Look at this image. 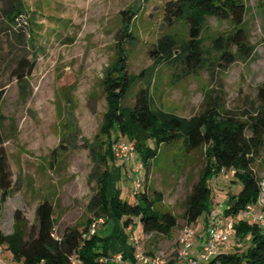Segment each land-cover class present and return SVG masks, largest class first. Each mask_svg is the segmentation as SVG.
<instances>
[{"label":"rangeland","instance_id":"obj_1","mask_svg":"<svg viewBox=\"0 0 264 264\" xmlns=\"http://www.w3.org/2000/svg\"><path fill=\"white\" fill-rule=\"evenodd\" d=\"M23 1L36 25L32 27L37 33L36 61L25 85L19 87L12 79L4 87L0 103V130L13 182L11 194L0 205V229L4 234L12 232L14 210L21 212L28 227L32 226L35 208L45 198L53 204V235L59 236L65 227L81 228L90 216L87 204L95 188L91 177L94 163L85 144L92 141L105 111L103 70L113 61L117 46L124 48L129 72L136 74L151 67L148 49L165 31L161 22L166 0ZM243 1L247 7L243 20L248 42L254 46L251 56L226 66L217 64L211 74L202 69L173 82L170 70L159 63L157 71V67L153 69L151 83L155 106L183 117L198 113L205 100L236 114L252 113L257 108L258 88L264 84V0ZM126 11L134 36L126 40L132 43L123 40L125 35L121 31ZM229 29L227 22L209 17L202 30V41L209 45L212 38ZM174 31L178 37L184 34L179 27ZM1 76L4 79L8 75ZM132 92L125 103L132 102ZM204 163V147L183 152L181 142L177 141L159 147L145 176L142 167L147 192L161 196L155 207L169 211L177 220L169 236L144 235L136 223L131 224L129 235L139 237L138 244L145 255L150 249L167 261L177 251V238L187 226L182 216L183 200ZM111 165L114 170L109 177L108 196L115 183L121 198L134 201L131 180L135 174L115 158ZM253 169L260 178L264 177L259 158ZM209 185L213 194L209 221L222 220L223 193L235 192L237 185L230 182L226 172L210 179ZM93 222L98 234L118 238L111 221ZM203 226L201 216L191 227L205 237ZM229 244L231 250L237 244L240 248L245 245L235 240ZM0 264H14L5 249L0 251Z\"/></svg>","mask_w":264,"mask_h":264},{"label":"trees","instance_id":"obj_2","mask_svg":"<svg viewBox=\"0 0 264 264\" xmlns=\"http://www.w3.org/2000/svg\"><path fill=\"white\" fill-rule=\"evenodd\" d=\"M162 10L161 25L165 31L148 49L151 67L136 74L129 72L124 48L117 46L113 61L103 70L105 111L92 141L85 144L94 163L91 177L95 188L87 204L90 216L81 228L68 226L59 236H54L56 218L48 199L37 204L35 221L30 227L21 212L14 210L12 232L4 234L0 229V249L9 252L14 264H76L72 260L74 255L79 264H118L109 260L111 256L105 250L109 244L105 239L109 236L96 231L87 235L91 221L97 219H102L103 223H119L121 229L136 223L144 235L171 234L177 220L169 211L155 207L161 200L159 193L151 196L142 184L133 194L134 201L129 202L120 197L114 183L108 196L109 177L114 170L111 146L117 140L132 142L136 157L143 165L142 176L146 175L149 162L156 158L162 145L180 141L183 152L204 147V166L183 200L185 224L195 226L202 216L207 233L213 201L209 180L226 172L237 190L223 193L220 217L236 218L230 240L245 243L243 248L237 244L234 250L218 252L205 264H264V230L241 216L264 188V177L260 178L253 169L258 158L264 168V156H261L264 84L258 88L260 103L252 113L236 114L205 100L201 110L190 117L155 106L151 86L159 63L170 70L169 78L173 82L202 69L211 74L217 64L226 66L235 60H247L254 49L248 42L243 20L247 7L243 0H166ZM29 13L23 0H0V103L4 87L12 79L19 87L25 85L35 65L37 33L32 29L36 25ZM125 13L127 16L121 22L122 36L132 43L126 40L134 36L129 30L130 15L128 11ZM209 17L227 22L230 29L205 45L201 34ZM176 27L184 30L182 37L174 31ZM3 74L8 75L7 79H1ZM131 92L132 102L125 103ZM3 143L0 130V205L13 190ZM197 235L194 232V236Z\"/></svg>","mask_w":264,"mask_h":264},{"label":"built area","instance_id":"obj_3","mask_svg":"<svg viewBox=\"0 0 264 264\" xmlns=\"http://www.w3.org/2000/svg\"><path fill=\"white\" fill-rule=\"evenodd\" d=\"M111 150L114 158L124 163L130 172L135 174V177L131 180V184L132 193H136L143 184V178L141 176L142 166L136 157L132 143L129 141L117 140L112 144ZM241 216L246 218L250 223L255 224L258 228L264 230V188H262L255 203L248 205L241 212ZM235 223L236 218L234 217H228L224 222H222L220 218H216L211 222L206 233L205 241L201 246L200 259L206 263L210 257L218 252L230 249L229 239L232 236L233 225ZM94 232L95 223L93 222L88 228L87 235H91ZM193 236V228L187 225L181 230L177 238V259L186 261L187 264H198V261L189 257L190 249L193 246ZM130 239L133 243V256L136 262L141 264H167V261L159 254H154L152 256L145 255L138 244L139 237L137 235H131ZM75 259L76 256H72L73 262L79 264ZM109 260L114 263H119L121 255L116 254L111 256Z\"/></svg>","mask_w":264,"mask_h":264},{"label":"crops","instance_id":"obj_4","mask_svg":"<svg viewBox=\"0 0 264 264\" xmlns=\"http://www.w3.org/2000/svg\"><path fill=\"white\" fill-rule=\"evenodd\" d=\"M226 218L222 219L221 221L224 222ZM113 229L114 232L117 231L119 236L118 238L115 237H109L106 238L105 242L109 241V244L106 245L105 250H107L108 254L110 256H114L116 254L121 255V260L118 264H141L139 262H136L133 256V243L130 239L131 235H129V232L131 231V225H129L126 228L121 229L119 223H113ZM197 234V231H194ZM196 238V239H195ZM205 237H202L201 235L194 236L192 238L193 246L190 249L189 257L191 259H194L198 261V264H205V262L200 259L201 255V246L205 241ZM230 240V239H229ZM154 254L153 250L148 251L147 256H152ZM176 252L172 253V256L168 258L167 264H187L186 261H181L177 259Z\"/></svg>","mask_w":264,"mask_h":264}]
</instances>
